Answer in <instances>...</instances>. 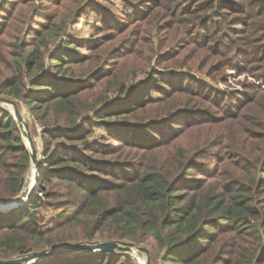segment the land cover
<instances>
[{"label":"trees","instance_id":"1","mask_svg":"<svg viewBox=\"0 0 264 264\" xmlns=\"http://www.w3.org/2000/svg\"><path fill=\"white\" fill-rule=\"evenodd\" d=\"M102 1L0 0V96L43 127L33 194L0 213V257L120 240L158 264H264V0ZM32 163L0 107V199ZM41 207L58 210L50 226Z\"/></svg>","mask_w":264,"mask_h":264},{"label":"water","instance_id":"2","mask_svg":"<svg viewBox=\"0 0 264 264\" xmlns=\"http://www.w3.org/2000/svg\"><path fill=\"white\" fill-rule=\"evenodd\" d=\"M3 104H7L13 106V114L18 122V125L21 129L24 128L23 131L24 136L27 138L29 148L32 156V161L37 163V147L35 145L33 136L30 131V124L24 118L17 101L13 98H10L5 95L0 96V106ZM34 188V186H33ZM33 189L31 190L28 198L30 197ZM9 201V200H8ZM13 201V200H11ZM26 200H21L20 203L16 206H13L9 209L0 208V213L11 214L13 211L20 208ZM133 249H137L140 254H146V262L145 264H153L151 253L148 248L144 246H136L134 243L120 240H109V241H96V242H79L70 245L59 246L56 248H47L39 251H34L32 253L12 258H2L0 257V264H31L35 261L43 260L44 258H49L53 256H60L65 254H72L77 252H126L131 253Z\"/></svg>","mask_w":264,"mask_h":264},{"label":"rangeland","instance_id":"3","mask_svg":"<svg viewBox=\"0 0 264 264\" xmlns=\"http://www.w3.org/2000/svg\"><path fill=\"white\" fill-rule=\"evenodd\" d=\"M112 3V4H115L117 5V7L119 9H123L125 8V1L124 0H106V2H109ZM86 2L88 3H91V2H103L102 0H86ZM76 23L73 24V26H75ZM72 26V23L69 24L67 30L69 29L70 30V27ZM78 28H80V24L78 25ZM154 60V59H153ZM146 62V65L149 64V65H152V63H149L147 62V60H144ZM149 65H147V68L149 67ZM143 74L144 73H140L137 78L140 79L143 77ZM192 74L196 77H200L202 80L218 87V88H221V89H225L226 86L221 84L220 82L218 81H215L213 80L211 77H209L208 75H206L205 73L203 72H199L198 70L196 71H193ZM239 79H242V77H239L236 81H238ZM233 88H237L238 90H242V86L239 85V84H231ZM10 97V96H8ZM12 98V97H10ZM14 99V98H13ZM16 100V99H15ZM18 105H19V108L24 116V118L29 122L30 124V131H31V134L33 136V139H34V142H35V145L37 147V155H38V152H41V136H40V133L41 131L43 130V127L37 122L35 121V119L32 117L30 111L28 110V107L19 102V100H16ZM2 108H5L7 110H9L12 114H13V106H10V105H7V104H3L2 106H0ZM37 130V131H36ZM22 131L25 132L24 128L22 129ZM36 131V133H35ZM96 134V135H95ZM94 135H91L90 136V139L91 140H97V138L99 137V130H97V132L95 133ZM23 138H24V141L26 143V145L28 144V141H27V138L24 136L23 134ZM39 158L41 159V155L39 154ZM39 160V159H38ZM38 160H37V163H32V166L30 167V170H29V173H28V176H27V183L23 189V191L21 192V194L18 196V198L16 199H12L13 201L11 200H2L4 201L5 205H2V209H9L13 206H16L20 203L21 200H27L28 199V196L31 192V190L33 189L32 193L30 196H32L33 192H34V188L33 186H35L37 184L38 179H39V176H40V166H39V163H38ZM40 211L42 212V214L44 215L45 217V221H48V220H51V218L53 216H55L56 214H58V210L54 209V208H44V207H41ZM50 222V221H48ZM52 224V222L49 223V226ZM102 241V240H101ZM79 243V242H77ZM71 244V243H70ZM72 244H75V243H72ZM67 245V244H65ZM64 246V245H62ZM34 251H39V250H34ZM34 251H31L30 253L34 252ZM150 251V250H149ZM85 252H88V251H85ZM90 253V252H89ZM132 255V257L140 264H145L146 262V254L143 253V254H140V252L137 250V249H133V251L130 253ZM41 261V260H40ZM38 262L35 261L33 263H36ZM153 262V261H152ZM31 263V264H33ZM153 264H158L157 261L156 262H153Z\"/></svg>","mask_w":264,"mask_h":264},{"label":"bare ground","instance_id":"4","mask_svg":"<svg viewBox=\"0 0 264 264\" xmlns=\"http://www.w3.org/2000/svg\"><path fill=\"white\" fill-rule=\"evenodd\" d=\"M2 205H5L4 201L0 200V207H2Z\"/></svg>","mask_w":264,"mask_h":264}]
</instances>
